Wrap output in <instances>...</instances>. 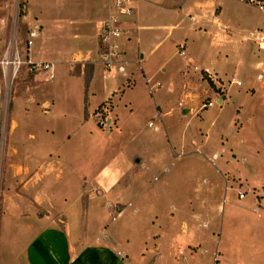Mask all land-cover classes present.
<instances>
[{"label": "crops", "instance_id": "0c3cea01", "mask_svg": "<svg viewBox=\"0 0 264 264\" xmlns=\"http://www.w3.org/2000/svg\"><path fill=\"white\" fill-rule=\"evenodd\" d=\"M27 2L38 33L27 45L26 31L23 46L10 36L7 49L51 63L54 76L2 69L0 264H251L223 244L220 215L228 194L242 201L250 192V206L264 201V182L231 169L238 157L261 154L264 9L242 0H128L131 13L118 17L128 60L120 75L94 61L113 0H89L67 17L62 0L51 21ZM14 13L15 3H0V23L9 26ZM207 73L241 84L200 109L213 97ZM108 99L110 132L92 115ZM10 224L23 239L7 262Z\"/></svg>", "mask_w": 264, "mask_h": 264}, {"label": "rangeland", "instance_id": "374dc122", "mask_svg": "<svg viewBox=\"0 0 264 264\" xmlns=\"http://www.w3.org/2000/svg\"><path fill=\"white\" fill-rule=\"evenodd\" d=\"M3 0H0V3ZM62 0H33V7L37 11H40L44 18L48 21L53 19V16L62 14V11H59L57 6L61 5ZM69 2L70 9H65V17L67 14H76L80 10V6H83L89 0H66ZM11 4L15 3V13L12 16L11 22L8 24L0 23V37L3 39L0 40V59L6 53L9 37L18 35L19 42L22 43L26 36V31L31 30L35 25L31 20L30 11L28 9L27 0H10ZM74 8V9H72ZM12 12V11H11ZM68 12V13H67ZM32 15H35V12H31ZM36 18V16H34ZM5 27L4 30L1 29V26ZM9 38V39H8ZM6 47V48H5ZM2 67L0 66V76H4ZM19 71V70H18ZM89 69L87 68L86 74L88 76ZM28 73H34L29 71ZM36 73V72H35ZM76 73V72H75ZM184 73H181L176 81L177 84L181 83L184 80ZM30 75V74H29ZM27 75H19L18 77H26ZM61 77L60 79H62ZM196 82V78L193 76L188 78V81L193 80ZM5 91L8 92L10 88V83H5ZM3 128V138H4V125ZM257 132V131H256ZM262 143H264V129L261 130V133L255 136V147L261 152L257 154V157L254 161H243L240 157L237 158V161L234 165L231 166V169L238 172L240 175L243 174L247 178L248 182L251 184L258 185L264 182V148L262 149ZM261 146V147H260ZM3 147L0 146V149ZM202 171H205L204 168ZM206 171H214V168L207 166ZM2 177V152L0 151V180ZM242 187L243 183L238 184ZM194 187V186H192ZM194 190V188H192ZM1 192V189H0ZM194 192V191H193ZM256 197L258 199L263 198L262 189H256ZM217 198L219 197V192L216 193ZM260 195V196H259ZM229 201L224 203V210L222 211L221 217V235H224L223 244L226 246H235L233 252H230L232 256L240 255L244 260L248 261L251 264H264V217L261 218L257 214L258 212L264 211V201L256 202L250 206L252 203V195L250 192L246 194L244 200L237 201L234 193L228 194ZM1 199V194H0ZM1 201V200H0ZM253 207H256L258 210H255ZM3 257L8 262L12 260L16 249L22 242L23 233L22 231L13 224L6 225L3 230ZM239 251V252H238Z\"/></svg>", "mask_w": 264, "mask_h": 264}, {"label": "built area", "instance_id": "2783aa9c", "mask_svg": "<svg viewBox=\"0 0 264 264\" xmlns=\"http://www.w3.org/2000/svg\"><path fill=\"white\" fill-rule=\"evenodd\" d=\"M128 0H113L115 12L104 19L100 25V30L97 35V51L96 62L100 63L103 69L114 74L125 75L127 72V63L125 51L122 48V37L124 32L120 26V15H128L131 13V7L127 4ZM259 9H264V0H242ZM37 27L28 31L27 45L32 44V39L37 35ZM259 46L264 48V37L260 39ZM184 47H180V54L184 55ZM26 66L28 71L38 72L44 71L48 74V78L54 76V67L51 63L34 62L29 58L22 57L17 51L11 52L7 49L6 53L0 59V66L6 71L17 72L22 66ZM258 77H261L259 75ZM207 81L213 91V97L202 101L200 109H206L214 105H220V101L227 97L229 88L232 85H240L241 82L234 76L222 79L214 74L207 73ZM7 80V79H6ZM8 83V82H6ZM128 82L126 86L130 85ZM180 104V103H179ZM181 105V104H180ZM112 105L108 99L104 101L94 112L93 117L96 119L97 125L100 129L110 132L113 128L114 122L110 116ZM243 193H239L241 198ZM217 252L213 253V261H219Z\"/></svg>", "mask_w": 264, "mask_h": 264}, {"label": "trees", "instance_id": "16d2710c", "mask_svg": "<svg viewBox=\"0 0 264 264\" xmlns=\"http://www.w3.org/2000/svg\"><path fill=\"white\" fill-rule=\"evenodd\" d=\"M85 77H86V79H87V74L85 73ZM87 81V80H86ZM209 82V81H208ZM210 84V83H209Z\"/></svg>", "mask_w": 264, "mask_h": 264}]
</instances>
